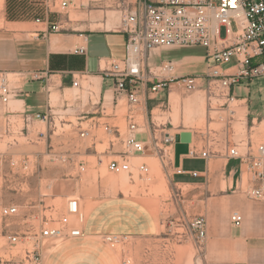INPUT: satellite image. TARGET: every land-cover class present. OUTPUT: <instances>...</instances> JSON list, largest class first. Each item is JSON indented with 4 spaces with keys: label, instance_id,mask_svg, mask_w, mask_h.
<instances>
[{
    "label": "built area",
    "instance_id": "2783aa9c",
    "mask_svg": "<svg viewBox=\"0 0 264 264\" xmlns=\"http://www.w3.org/2000/svg\"><path fill=\"white\" fill-rule=\"evenodd\" d=\"M26 1L39 3L46 14L66 16L71 3V0ZM104 1H110L109 7L114 6L121 14L120 22L113 31L126 36L124 58L109 60L100 69L101 76L111 80L113 96H117L119 98L117 100L123 99L126 103L124 115L126 131L123 136L116 125L100 122L102 118L110 117L105 114L104 107H100V114H97L99 110L96 108L90 117L79 112L74 116L75 125L64 119L69 116L67 113L70 110L72 114L77 113L75 109L77 107L63 100L62 114L58 113L51 105L50 87L46 84L44 87L47 94L46 109L34 114L6 111L2 120L0 142L10 134L23 136V130L29 129L35 123H42L45 127L56 130V124H59L60 128L65 124L73 126L81 139L92 137L95 131L102 128L111 138L120 140L122 147V152H113L106 166L108 172L130 177L134 172L138 175H147L149 168L146 164L133 166L130 159L150 153L158 159L165 172L170 169L174 175H185L184 170L174 166L177 133H167L166 121L156 120L153 115L154 109L148 112L145 101L147 98L155 100L154 95L170 93L175 86L191 93L202 85L210 110L225 113L224 122L228 132L237 115L236 109L246 110L247 107V101L239 100L234 95L233 88L253 80L264 82V0H100L99 2ZM87 6L80 4L81 8ZM34 21L40 23L41 19L36 18ZM231 21L236 27L234 32L230 29ZM63 25L57 20L49 25V31L59 33L64 29ZM221 27L226 28L224 38L219 35ZM159 48H200L203 50L205 71L200 74H186L181 72L183 68L174 61L161 60L156 63L151 56L152 52ZM73 54L84 55L85 47L75 48ZM231 62L232 65L225 67ZM228 70L232 71L227 72ZM8 75L0 72V104L3 107H7L11 99L16 100L24 96L23 82L43 79L41 74L29 72L24 75L13 74L17 77L13 82ZM85 82L86 87L81 83L80 76L77 78L73 76L71 88L77 92L73 102H81L83 95L89 100L96 98L93 83L87 80ZM110 101L116 106L117 101L114 97ZM96 104L98 102L92 105L97 106ZM159 108L163 114L166 113L167 108L162 101L157 105V109ZM116 117L117 114L113 113L112 118ZM159 117L162 120L164 116ZM243 117L246 119L247 115ZM39 134L43 136L42 132ZM190 134L191 143L186 156L208 160L210 154H213L210 150L215 140L206 141L199 149L191 146L193 135L191 132ZM13 141L16 142L15 139ZM223 143L222 157L238 162L240 181L243 174L248 176L244 193L250 199L264 200V144H259L253 149L247 141L246 151L241 153L238 148L243 144L241 141L239 145L227 135ZM110 146L112 151L114 147L112 140L109 141ZM80 168L81 171L84 170L83 165ZM188 175L191 178L198 177L197 172ZM44 212L48 214L45 215ZM243 222L244 218L238 211L230 214L229 223L232 227L240 228ZM84 223L85 219L76 198L66 199L61 210L49 206L43 213L38 211L35 205H29L23 210L13 203L3 206L0 208V264H45L48 248L84 238L82 230ZM179 224L183 232L177 234V238L183 242H193L197 254L203 257L207 226L205 216L192 217ZM125 239L118 235H104L102 242L114 246ZM122 264H129V261L123 258Z\"/></svg>",
    "mask_w": 264,
    "mask_h": 264
},
{
    "label": "rangeland",
    "instance_id": "374dc122",
    "mask_svg": "<svg viewBox=\"0 0 264 264\" xmlns=\"http://www.w3.org/2000/svg\"><path fill=\"white\" fill-rule=\"evenodd\" d=\"M91 1L73 0L74 4L67 9L70 19L90 20L89 28L91 29L113 30L120 22V12L114 6L109 7L110 1ZM82 3L88 6L81 8L80 4ZM43 10L42 6L36 2L0 0V31L11 30L10 21L12 20L31 19L34 21L39 18L35 17V12ZM103 18H107L106 26H96L94 20L101 21ZM230 29L233 32L236 30L232 21ZM225 33L226 28L221 27L220 37L224 38ZM202 55L203 50L200 48H159L152 52L151 59L156 63L161 60H171L181 68L193 66L196 67L195 69L203 68L205 71L203 59L198 58ZM232 64L233 62L225 67ZM8 77L13 82L17 80L16 75L9 74ZM83 85L86 87L87 83L85 82ZM49 87L51 105L56 108L58 113L62 114L63 100H67L74 106L76 102L73 101L77 93L75 90L60 92L58 88L54 89V84H50ZM111 90V95L104 94L101 97L97 92L96 98L91 100L83 95L79 103H82L80 104L82 107L88 106L90 109L79 111L75 108L77 113L72 114L70 110L67 113L69 116L64 119L75 125L76 117L74 116L79 112L90 117L96 108L99 110L97 114H100V107H104L105 114L110 117L102 118L100 122L116 125L123 136L126 131L124 119L126 103L123 99L117 100L119 98L113 96L112 87ZM249 92L252 101L248 106L249 114L257 118V121L251 123L250 118L244 119L245 109L237 108V115L228 132L224 122L225 113L210 110L202 85L191 93L184 92L175 86L170 95L165 92L164 96H162L163 94L154 95L155 100L146 99L145 106L148 112L154 109V118L158 121H166L165 131L167 133L180 134L181 130L191 131L193 146L199 149L204 146L206 141L215 140L210 150L213 154H210L208 159L211 176L206 177L198 173L197 178H187L181 183H178L177 177L170 169L165 172L158 159L150 153L130 159L133 166L146 164L149 168L147 175H138L134 172V175L130 177L125 174L116 175L108 172L106 166L113 152H122V147L120 140L111 138L102 128L95 131L92 137L86 139H81L76 129L73 126H67V124H63V128L56 124V130L47 128L42 123H35L29 129L23 130V136L10 134L3 142H0V153L2 154L0 156V208L12 203L18 205L22 210L29 205H35L37 210L43 213L49 206H55L61 210L66 199L76 198L85 220L97 202L109 199V201H115L117 204L115 210L121 214L133 206L144 208L154 217H160L158 232L163 238H169V241L163 243L165 246L162 248L178 250L183 255L180 258V264H201L200 261L203 258L197 254L194 243L179 240L177 234L183 232L179 228V223L198 214L205 216L204 207L208 201L217 200L220 202L214 210L215 217L212 220L217 231L227 232L228 230L224 226L225 213L229 218L233 211L241 213L242 207L243 209L247 208L251 213L244 219L242 226L251 230L257 223H261L264 228V208H262L264 200L250 199L244 193L248 176L243 174L242 181H240V169L238 162L235 161L231 162L230 166L236 167L233 176H229L228 171L224 174L223 170L222 149L223 141L227 135L229 139L239 145L243 143L238 147L241 153L246 151L247 141L253 149L259 144H264V112L258 116L251 115V111L256 109L257 95H264V82L253 80L249 84ZM45 96H47L46 93ZM113 97L117 101L116 106H113L110 101ZM14 100L11 99L9 105ZM159 100L167 108L165 114L161 112L160 108L157 109ZM96 102H98L97 106L92 105ZM17 103L20 104V102ZM260 104L264 106V102ZM11 111H20V107L18 108V105L11 107ZM113 113L117 114L116 118H112ZM160 115L164 116L162 120L159 119ZM85 126L83 125V127ZM2 130L1 128L0 133ZM39 132H42L43 136ZM110 140L114 142L112 151H110L111 146L109 147ZM216 152L220 154H216ZM82 165L83 171L80 170ZM184 167L185 169H194L198 167V164L191 160L187 161ZM256 212L262 214V219L259 221L253 215ZM44 214L47 215L48 212H44ZM53 216L55 217L54 214ZM229 227H231L230 224ZM144 243L138 237H128L125 241L114 246L102 244L107 250L115 252L121 262L125 258L129 264H138L140 249Z\"/></svg>",
    "mask_w": 264,
    "mask_h": 264
},
{
    "label": "crops",
    "instance_id": "0c3cea01",
    "mask_svg": "<svg viewBox=\"0 0 264 264\" xmlns=\"http://www.w3.org/2000/svg\"><path fill=\"white\" fill-rule=\"evenodd\" d=\"M72 4H74L73 0L70 6ZM67 15L35 12V17L41 19L40 23H35L31 19H17L10 21L11 30L0 31V72L12 75L36 72L43 76L41 80L23 82L25 93L22 98L12 101L7 107L0 104V129L4 113L10 112L11 107L18 105L19 112L31 114L44 111L46 109L44 89L46 84H54V89L58 88L60 92L71 91L73 90L71 88L73 76L76 78L80 76L82 84L90 79L95 92H98L101 97L104 94L106 96L112 94L111 80L103 78L100 69L109 60L124 58L126 36L110 29H91L89 28L90 20L70 19L69 12ZM57 20L64 24V29L59 33H51L49 25ZM94 23L96 26H106L107 18L101 21L95 19ZM80 46L85 47V54H73V50ZM195 68L189 66L183 68L181 72L200 74L204 71L203 68ZM250 83L244 82L239 87L233 88V93L239 100L247 101L245 114L252 123V121H257V118L250 116L248 110L252 102L249 92ZM257 97L256 109L251 111V115L258 116L264 112V106L260 104L264 102V95H257ZM74 106L79 111L90 109L88 106L82 107L80 103H75ZM180 132L191 131L181 130ZM191 146L194 147L193 143ZM191 160L196 161L198 167L185 169V163ZM223 160L224 174L228 171V175L233 176L236 167H230L231 162L237 161L225 158ZM179 167L186 174L175 175L178 183L187 178L193 179L188 175L191 172H197L206 177L211 176L209 160L181 156ZM109 200L97 202L91 208L90 217L88 216V220H85L82 228L84 238L48 248L45 254V264H122L115 252L103 247L102 237L104 235H118L124 238L138 237L143 240L145 243L140 249L138 264H180V258L183 255L178 250L162 248L165 246L163 243L169 241V238H163L158 232L160 217H154L146 209L136 206L128 208L121 214L115 210L117 207L115 201ZM219 204L217 200L208 201L204 207L207 221L206 248L203 259L200 261L201 264H264V228L261 223H257L251 230H247L245 226L234 228L230 225L229 227V218L225 213L224 226L228 231H217L212 220L215 217L214 210ZM240 211L244 219L251 214L247 208L242 207ZM253 215L257 221L262 219V214L259 212Z\"/></svg>",
    "mask_w": 264,
    "mask_h": 264
},
{
    "label": "water",
    "instance_id": "95a60500",
    "mask_svg": "<svg viewBox=\"0 0 264 264\" xmlns=\"http://www.w3.org/2000/svg\"><path fill=\"white\" fill-rule=\"evenodd\" d=\"M176 144L174 146V166H179V159L181 156L188 155V146L191 142V134L189 132H182L175 136Z\"/></svg>",
    "mask_w": 264,
    "mask_h": 264
}]
</instances>
